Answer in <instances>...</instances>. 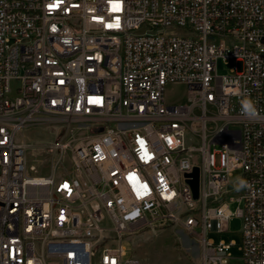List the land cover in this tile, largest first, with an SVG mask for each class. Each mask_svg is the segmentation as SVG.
Here are the masks:
<instances>
[{"label":"built area","instance_id":"2783aa9c","mask_svg":"<svg viewBox=\"0 0 264 264\" xmlns=\"http://www.w3.org/2000/svg\"><path fill=\"white\" fill-rule=\"evenodd\" d=\"M38 124L66 130L46 172L21 163L17 134ZM234 216L239 245L209 236ZM169 227L199 242L200 264H230L234 245L264 264V0H0V264H141L125 235Z\"/></svg>","mask_w":264,"mask_h":264},{"label":"rangeland","instance_id":"374dc122","mask_svg":"<svg viewBox=\"0 0 264 264\" xmlns=\"http://www.w3.org/2000/svg\"><path fill=\"white\" fill-rule=\"evenodd\" d=\"M232 62L219 59L217 71L219 74L229 73ZM186 88L183 83H171L166 88V97L170 102H181L185 99ZM71 134V133H70ZM66 135V130L59 125L38 124L21 130L17 137L24 140L28 148V159L41 167L43 172L48 169L47 164L49 153L45 147L56 139ZM81 133L76 134L79 136ZM67 161V158H66ZM67 163V162H66ZM241 174V169L233 172L232 179ZM234 208L235 204H231ZM242 219L234 216L230 220L229 230L224 233L210 231L209 236L218 241L224 238L229 241L236 240L238 245L242 241ZM124 244L128 249V256L138 258L141 264H200V245L193 236L183 233V231L169 227L152 230L144 228L136 233L125 235ZM238 245L231 248L232 259L230 264L241 262V251ZM96 264V263H94Z\"/></svg>","mask_w":264,"mask_h":264},{"label":"bare ground","instance_id":"6f19581e","mask_svg":"<svg viewBox=\"0 0 264 264\" xmlns=\"http://www.w3.org/2000/svg\"><path fill=\"white\" fill-rule=\"evenodd\" d=\"M20 95V86H9L7 102H15V96ZM70 159L78 165H86L92 161L90 148H70ZM21 163H28V156H21ZM3 193H11V183H4ZM17 198L26 197V189L23 185H15Z\"/></svg>","mask_w":264,"mask_h":264},{"label":"clouds","instance_id":"9594fccd","mask_svg":"<svg viewBox=\"0 0 264 264\" xmlns=\"http://www.w3.org/2000/svg\"><path fill=\"white\" fill-rule=\"evenodd\" d=\"M241 103L243 114L248 118H255L257 115V110L253 101L250 98H245ZM246 183L247 182L243 179L237 178V190H239L241 187L246 186Z\"/></svg>","mask_w":264,"mask_h":264},{"label":"water","instance_id":"95a60500","mask_svg":"<svg viewBox=\"0 0 264 264\" xmlns=\"http://www.w3.org/2000/svg\"><path fill=\"white\" fill-rule=\"evenodd\" d=\"M192 176H193V179H191L190 182L192 184L195 197H198V186H199L198 168H195L194 172L192 173Z\"/></svg>","mask_w":264,"mask_h":264},{"label":"crops","instance_id":"0c3cea01","mask_svg":"<svg viewBox=\"0 0 264 264\" xmlns=\"http://www.w3.org/2000/svg\"><path fill=\"white\" fill-rule=\"evenodd\" d=\"M234 264H241V262L239 263V262H236V263H234Z\"/></svg>","mask_w":264,"mask_h":264}]
</instances>
